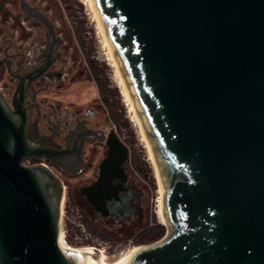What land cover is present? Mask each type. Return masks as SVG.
Wrapping results in <instances>:
<instances>
[{"label":"water","instance_id":"obj_1","mask_svg":"<svg viewBox=\"0 0 264 264\" xmlns=\"http://www.w3.org/2000/svg\"><path fill=\"white\" fill-rule=\"evenodd\" d=\"M91 2L164 187L165 236L113 264H264V0ZM33 78L11 105L0 92V264L95 263L99 251L60 245L62 179L25 164L84 166L80 147L28 137Z\"/></svg>","mask_w":264,"mask_h":264},{"label":"flooded vegetation","instance_id":"obj_2","mask_svg":"<svg viewBox=\"0 0 264 264\" xmlns=\"http://www.w3.org/2000/svg\"><path fill=\"white\" fill-rule=\"evenodd\" d=\"M46 1L0 0V92L13 93L10 100L6 99L11 105L20 78L34 75L24 101L29 118L28 137L58 151L80 147L84 166L79 173L69 174L45 159L27 160L25 164H43L59 171L71 180L68 185L69 181L55 172L64 186L67 183L77 189L82 198V188L102 186V191L118 204L130 195L126 171L129 151L125 161L120 146H126L115 134L117 131L111 132L105 99L98 95L82 100L84 94L90 95L91 85L97 81L84 54L62 30L51 0ZM110 138L119 148L112 158ZM98 197L101 198H83L95 212ZM72 198L77 201L75 194ZM121 216L115 212L109 219Z\"/></svg>","mask_w":264,"mask_h":264},{"label":"rangeland","instance_id":"obj_3","mask_svg":"<svg viewBox=\"0 0 264 264\" xmlns=\"http://www.w3.org/2000/svg\"><path fill=\"white\" fill-rule=\"evenodd\" d=\"M51 3L61 22L62 30L72 37L76 47L84 54L91 74L97 81L92 83L90 93L88 92L90 95L84 94L82 100H86L87 96L101 95L104 98L107 94L110 95L114 110L111 112L107 106L108 113L105 114L109 118V127L111 132L117 131L115 134L129 151L126 171L130 178V195H125L118 204L112 201L106 191H102V186L99 189L97 186L84 187L81 191L83 198L101 196L96 199L98 202L94 205L95 212L86 199L78 195L77 189L70 188L65 183L62 215V226L66 231L65 245L78 249L94 247L102 251L106 262L111 264L127 256L135 247L149 245H137L134 242L138 232L146 226L152 227L156 222L165 224L160 215L159 176L151 147L149 149V140L131 106L123 78L107 45L105 31L102 25H99L95 9L89 0H51ZM12 94L7 92L3 96L10 100ZM55 172L71 185L69 177H63L59 171ZM73 194L76 195L77 201L72 198ZM115 212L122 216L109 219ZM86 222L96 229L94 230L97 234L91 232L92 228L88 229ZM166 232L167 228L165 234ZM102 236L109 240L103 239ZM110 238H115L116 241Z\"/></svg>","mask_w":264,"mask_h":264},{"label":"bare ground","instance_id":"obj_4","mask_svg":"<svg viewBox=\"0 0 264 264\" xmlns=\"http://www.w3.org/2000/svg\"><path fill=\"white\" fill-rule=\"evenodd\" d=\"M90 1V3H91V5H92V2H91V0H89ZM92 7H93V5H92ZM94 8V7H93ZM97 18H98V16H97ZM98 21L100 22V20H99V18H98ZM99 25H102L101 24V22H100V24ZM102 28H103V26H102ZM101 28V29H102ZM102 31H103V29H102ZM105 33V32H104ZM105 35V34H104ZM106 38H107V36H105ZM107 45H108V47H109V49H110V51H111V53H112V55H113V57H114V59H115V61H116V63H117V60H116V57H115V55H114V52H113V50H112V48H111V45H110V43H109V41H108V38H107ZM117 69H118V72L120 73V75L122 76V78H123V82H124V87H125V90H126V93L128 94V96H129V100H130V103H131V106L133 107V110H134V112H135V114H136V117H137V119H138V121H139V123H140V125H141V122H140V118H139V115H138V112H137V110H136V108H135V105H134V103H133V100H132V98H131V96H130V93H129V91H128V88H127V85H126V82H125V79H124V77H123V74H122V72H121V70H120V68H119V65H118V63H117ZM142 127V126H141ZM144 134H145V132H144ZM149 146V145H148ZM150 147L151 146H149V149H150ZM150 151H151V153H152V150L150 149ZM152 156H153V160H154V162H155V158H154V155H153V153H152ZM156 164V163H155ZM159 182H160V179H159ZM160 189H161V196H160V199H159V201H160V215H161V220L164 222V206H163V196H164V187H163V185H162V183L160 182ZM64 206V205H63ZM64 210V209H63ZM66 243H65V241L61 238L60 239V245L62 246V248L63 249H73V250H84V248H86V249H89V248H92V247H84L83 249H78V248H74V247H72V246H66L65 245ZM92 249H95V250H97L96 248H92ZM98 251V250H97ZM100 253H102V251H99ZM132 252H133V249L132 250H130L129 251V253L127 254V255H131L132 254ZM103 254V253H102ZM65 255L67 256V253H65ZM68 257V256H67ZM68 258H70V257H68ZM72 261H74V262H76L77 264H109V263H107L106 262V260L103 258V259H101V260H99V261H97V262H95V263H90V262H87V261H83V260H80V259H73V258H70ZM111 264H113V263H111Z\"/></svg>","mask_w":264,"mask_h":264},{"label":"trees","instance_id":"obj_5","mask_svg":"<svg viewBox=\"0 0 264 264\" xmlns=\"http://www.w3.org/2000/svg\"><path fill=\"white\" fill-rule=\"evenodd\" d=\"M106 96L107 97H104V99L107 102V106L109 107L110 111L112 112L114 110V107H113V105H112V103L110 101V95L107 94ZM86 224H87V226H89L88 227L89 230L91 228L93 229L91 231L92 233L97 234V233H95L96 229L94 227H92V225L88 224L87 222H86ZM165 231H166L165 226L156 222V223L153 224L152 227L146 226L144 229H142L140 232H138L134 242L137 245L155 243V242L159 241L160 239H162L164 237ZM102 238L105 239V240H109V238H107V237L104 238L102 236ZM110 239H112V238H110ZM112 241H116L115 238H113Z\"/></svg>","mask_w":264,"mask_h":264},{"label":"built area","instance_id":"obj_6","mask_svg":"<svg viewBox=\"0 0 264 264\" xmlns=\"http://www.w3.org/2000/svg\"><path fill=\"white\" fill-rule=\"evenodd\" d=\"M64 200V199H63ZM62 215H63V205H62ZM61 238L64 239L66 238V231L64 230L63 226H62V233H61Z\"/></svg>","mask_w":264,"mask_h":264}]
</instances>
